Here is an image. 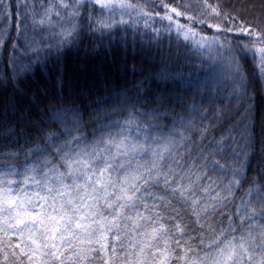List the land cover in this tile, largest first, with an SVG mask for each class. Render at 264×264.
Returning <instances> with one entry per match:
<instances>
[{
  "label": "snow or ice",
  "instance_id": "obj_1",
  "mask_svg": "<svg viewBox=\"0 0 264 264\" xmlns=\"http://www.w3.org/2000/svg\"><path fill=\"white\" fill-rule=\"evenodd\" d=\"M0 64V264H264V0H0Z\"/></svg>",
  "mask_w": 264,
  "mask_h": 264
},
{
  "label": "trees",
  "instance_id": "obj_2",
  "mask_svg": "<svg viewBox=\"0 0 264 264\" xmlns=\"http://www.w3.org/2000/svg\"><path fill=\"white\" fill-rule=\"evenodd\" d=\"M158 4L159 0H155ZM173 3H183L185 0H171ZM211 2V0H210ZM256 3H259V0H255ZM185 19H181V23H186ZM202 27V26H199ZM205 31H208L204 28ZM175 34L173 33V40L171 46L169 45V41L167 38L163 40V43L157 44L155 41L149 44V41L145 38L144 40L137 39V48L133 51L130 50L127 56V62L129 69H131V65L133 63L136 64L137 73L139 72L140 68L143 67L145 69H152L157 65H160L164 60H168L171 64L173 61L176 60V44H175ZM131 39V37H129ZM104 44H107V41H104ZM107 55L108 61L111 60V55L105 52V48L101 47H94L91 44L90 39H85L84 45L81 46L80 51L77 53L75 50L69 53V62L73 60H77L81 65H86L88 67H92L94 65H98L104 60L105 56ZM183 60V50L181 49V61ZM3 65L0 64V68ZM110 66L105 63V69L108 70ZM139 79V75L133 77L131 71L125 73L123 71H117L115 67H111V79L115 81V85L111 86H118L120 84H124L126 80L131 82L133 79ZM155 87V84L152 85ZM18 94L14 95L11 85L7 88L0 86V107H3L5 102H15L28 104L27 97H19L17 98ZM255 164V162H253Z\"/></svg>",
  "mask_w": 264,
  "mask_h": 264
}]
</instances>
